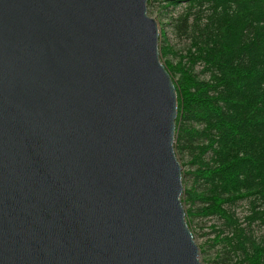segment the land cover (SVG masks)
Wrapping results in <instances>:
<instances>
[{
    "label": "water",
    "instance_id": "1",
    "mask_svg": "<svg viewBox=\"0 0 264 264\" xmlns=\"http://www.w3.org/2000/svg\"><path fill=\"white\" fill-rule=\"evenodd\" d=\"M149 0H0V264H202Z\"/></svg>",
    "mask_w": 264,
    "mask_h": 264
},
{
    "label": "trees",
    "instance_id": "2",
    "mask_svg": "<svg viewBox=\"0 0 264 264\" xmlns=\"http://www.w3.org/2000/svg\"><path fill=\"white\" fill-rule=\"evenodd\" d=\"M155 4L182 7L173 25L190 42L177 65L164 64L178 92L176 155L189 159L188 225L221 222L214 263L264 264V0H149L150 15ZM201 255L209 264L205 246Z\"/></svg>",
    "mask_w": 264,
    "mask_h": 264
},
{
    "label": "rangeland",
    "instance_id": "3",
    "mask_svg": "<svg viewBox=\"0 0 264 264\" xmlns=\"http://www.w3.org/2000/svg\"><path fill=\"white\" fill-rule=\"evenodd\" d=\"M152 9L154 11L152 15L153 18H155L159 24L161 29V36L159 41V47H160V58L161 62L163 64L166 63H172L173 65H177L180 61L182 56H185L188 49L190 48V42L182 36H179L175 30V27L173 25V17H177L182 12V7H169L164 9L158 4H155L152 6ZM166 35L167 39L164 41V38L162 35ZM165 42V43H164ZM163 46H169L170 49H172V52L167 55L165 58L162 55V47ZM166 65V64H165ZM200 70V68H199ZM179 76L175 78L176 81H178ZM175 82V81H174ZM176 85V83H175ZM189 159L187 157L184 158V160H181L182 165V171L185 172L189 169L188 165ZM186 164V165H185ZM189 187L193 186V180L189 181ZM184 186V190L186 188V185ZM184 193V192H183ZM183 196V195H182ZM185 209L189 208V205L184 206ZM240 217L244 215L245 207L240 206L237 210ZM221 222L215 218V217H209V218H195L192 223V231L195 238L196 243L198 244L199 248L201 246H205L207 252L209 253L210 262L209 264H216L214 263L215 256H216V250L220 249V246H212V241L217 235V229L220 228ZM201 259H203V255H201Z\"/></svg>",
    "mask_w": 264,
    "mask_h": 264
}]
</instances>
